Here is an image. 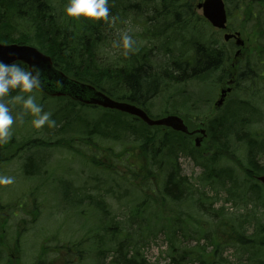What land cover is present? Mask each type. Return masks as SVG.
<instances>
[{
    "label": "rangeland",
    "instance_id": "rangeland-1",
    "mask_svg": "<svg viewBox=\"0 0 264 264\" xmlns=\"http://www.w3.org/2000/svg\"><path fill=\"white\" fill-rule=\"evenodd\" d=\"M46 1L51 5V0ZM223 1L228 14L226 31L238 32L244 41V46L239 49L241 54L235 60V64L239 65L231 66L230 70L235 68L239 78L241 73L254 71L253 65L258 62L260 69L256 70L257 76L252 78L247 74V77L241 78L240 86L234 85L225 103L213 110L212 103L218 99L219 88L230 72L228 63L203 77L200 75L180 83L164 75L165 69L173 63L171 58L174 55L184 58L192 55V44L195 42L199 45L214 43L215 49L222 54L230 51L232 60L236 50L234 42H224L223 32L212 29L193 4L192 11L185 18L187 25L184 30L181 25L184 18L180 14L178 19L171 14L165 21L158 22L161 29H168L163 42H170L158 44L153 52L152 67L146 71L153 75L148 84L151 86L150 81H156L152 84L156 95L143 109L152 117L178 114L191 126L229 113L234 102L243 101L248 106L240 110L242 121L238 122L237 129L251 130L264 138V0H238L239 9L235 0ZM155 4L159 8V2ZM54 6L57 10L62 9L59 3ZM63 11L64 8L61 13ZM139 15L131 9L118 14V21H107L110 27L104 30L108 38L101 48L100 61L106 59L122 67L121 58L127 55V49L117 46V43L123 32L131 36L142 33L141 22L148 14L143 13L138 24L131 23L133 16ZM16 23L12 39L31 31L33 25L30 18L17 20ZM144 45L145 42L139 43V46ZM34 94L43 109L51 113V118L65 104L62 100L45 98L36 91ZM12 113L15 122L8 141H12V145H22V142L25 145L13 149L8 141L0 143V160H7L0 161V174L15 177L13 184L0 185V264H7L8 258L13 264H17L16 261L19 264H111L120 258L115 251L120 242H124L122 256L134 257L138 252V256L141 255L148 264H169L172 257H178L184 251L191 252L194 247H204L205 252H210L214 246L200 236L202 232L209 239L215 236L225 238L226 235L223 230H217L215 220L197 211L200 193L210 199L204 207L214 210L223 207L230 216L241 215L245 221L242 224L244 235L253 237L257 244L247 252L238 245H222L219 252L223 259L230 264H264V243L259 240L263 234L257 231L254 220L256 218L259 224L264 223V189L245 173L246 167L249 168L246 151L234 141L233 135H229V148L234 147L230 152L234 151L239 164L220 161L218 168H229L233 175V182L227 180L221 187L201 183L202 168L187 154L194 153V143L177 138L179 144L186 148L184 153L175 151L179 156L180 173L195 195L190 199L186 195L185 200L172 202L161 197L168 169L161 170L153 163L151 151L155 144L150 142L148 154L140 149L144 143V139H140L144 138L143 135L155 136L157 140L166 138L170 143L174 138L171 134L165 136L160 129L140 131L143 135L135 133L131 130H144L145 126L136 119L114 113L107 115L100 109L77 105L70 119H88L89 131L100 130L93 127L96 122L105 119L106 123L101 126L105 133L83 134L73 125L70 126L72 128L58 130L56 124L63 120L62 113L56 116L59 122L53 119L56 126L46 124L36 129L30 123V115L20 114L19 106L13 108ZM62 126L58 125V128ZM206 144L202 148L205 156L208 155L205 154L208 149ZM5 145L8 148H3L1 153V147ZM157 159L160 161V156ZM257 161L264 165V155H260ZM26 174L30 177L23 176ZM178 218L184 222V232L178 234L177 252L173 253V242L167 237L169 230H159L162 226L172 225ZM199 228L203 230L201 233L197 231ZM255 232L258 233L254 235ZM183 234L191 237H184ZM101 248L107 253L104 258L99 254ZM182 264L199 262L187 257ZM215 264L225 263L217 260Z\"/></svg>",
    "mask_w": 264,
    "mask_h": 264
},
{
    "label": "trees",
    "instance_id": "trees-1",
    "mask_svg": "<svg viewBox=\"0 0 264 264\" xmlns=\"http://www.w3.org/2000/svg\"><path fill=\"white\" fill-rule=\"evenodd\" d=\"M156 1L159 2V8L155 7ZM195 1L197 0H184L183 3H181V0H109L110 17L114 19L93 22L84 18L72 19L65 17L63 19L64 11L61 13V10L65 8L67 0H51V5L46 0H0V42L4 44L18 43L35 45L39 51L52 59L55 68L63 73L70 81L95 87L115 100L130 103L142 102L147 100L149 96L156 94V90L152 85L156 81H150L152 83H150L151 86L148 84L153 75L146 70H148V67L151 69L154 58L153 52L157 49L158 44H161L160 38L165 37L168 30L162 32V34L161 32H155L154 30H150L149 27H146L142 33L132 36L135 44H137L134 47L135 50H127V55L121 58L123 65L119 68L117 67V62H114L113 64L115 66H113L106 59L104 61L98 59L101 54V48L108 38V35L104 34V30L106 31L110 27L107 21H117L118 14H124L131 9L141 14L137 17H142L143 13H155L157 11V13L168 14L187 13L192 11L191 6ZM58 3L60 9L62 7L61 10H57L54 6V4ZM234 3L239 9L238 0H235ZM245 13L248 19L250 15L248 14V8ZM56 14L57 16L55 17ZM25 18H30L33 23L32 27H30L31 31H26L17 39H12V32L16 31L17 28V20ZM155 18L153 16V18L145 19L146 22H151L157 20ZM183 18L186 21V17ZM150 27H154V25L151 24ZM165 28H168V26ZM141 42H145V45L139 46ZM202 52H204L202 45L195 48V54ZM206 53L214 58V62L217 65L218 59L214 56L215 52L213 50H207ZM190 58L192 57L184 58L174 55L171 58L173 63H170L169 67L165 69L164 75L169 80L177 83L195 78L197 73L193 70V64L188 63ZM210 59L212 58H207L206 71L213 67L212 62H209ZM237 65L239 63L235 66ZM253 69L254 71L249 74L241 73L234 84L237 87L240 86L241 78L247 77L248 75L255 78L257 76L256 70L260 69L258 62L253 65ZM187 71L189 73H186ZM175 72L177 73L176 75H174ZM15 93L16 90H13L11 95ZM56 100H62L65 103L59 108V112H55L51 118H55L57 119L56 122H59L56 116L60 113L64 115L63 120L56 124L57 126L55 125L58 130H62L64 127L72 128L70 127L71 125L75 126L82 133L84 130H87L90 125L88 119L85 121H82L80 118H77V121L70 119V116L75 112L76 105L82 108L84 106L76 104L66 98ZM247 106L248 103L243 101L234 102L233 108L229 112L230 114L222 113L207 121L208 139L205 142L207 143L206 147L208 149L206 152H209L208 155L205 156L202 154L205 150L195 148H193L194 153H187L202 168L201 183L207 186L221 187L225 185L227 180L233 182V175L229 168H218L221 160L239 164V161L233 153L234 151L230 152L234 147L229 148V135H233L234 141L239 143L241 145L240 147L246 151L249 168L246 167L245 173L249 177L264 173V165H260L257 161L260 155H264V138L256 135L251 130L237 129L238 122L242 121L240 118V110ZM91 109L96 108L91 107ZM104 113L109 115V112ZM116 115L120 114L117 113ZM105 121L104 119L103 122H96L93 128L99 127L100 130L95 128L93 131H89V134L91 132H98L99 134L105 133L101 127L104 125L103 123H106ZM58 125L59 127L61 125L63 126L60 129ZM131 131L143 135L144 133L140 131H149V128L144 126V130L134 129ZM169 134L174 137L170 143L166 138L157 140L155 136L146 137L143 135L144 138L137 136L140 139H144L143 146L140 149L143 152H147L150 142L152 145L155 144L156 147L151 146L153 163L161 170L166 168V166L168 167L167 178L162 188L161 197L172 202L185 200L186 195H188L186 197L187 199L193 198L195 193L189 190L187 179L181 176L179 165L176 161V152L183 151L184 153L186 148L184 145L179 144L177 140L181 135L173 131L164 133L165 136ZM11 146L21 147L22 145ZM157 156H160V161H158ZM0 161L6 162L7 160L1 159ZM215 191L217 193V190ZM247 195H249V192H247ZM198 196L199 198L197 200H199V205L196 207L197 211L215 220L217 230H223V234L226 237L219 239L215 236L209 239V236H203V230L199 228L197 231L199 233L202 232L200 236L210 241V244L214 246L212 251L205 252L204 247H194L191 249V252L184 251L180 256L172 257L169 264H182L187 257H190L192 260H197L199 264H215L217 260H221L225 264H230L227 260L223 259L219 252L222 245H238L245 252L253 247L254 244L257 245L253 237L244 235L242 224L245 221L241 218V215L230 216L225 212L223 207L217 210H214L212 207H204L205 202H208L210 199L203 193H200ZM210 205H213V203H210ZM251 211L253 213L255 212L254 210ZM254 220L257 222V231L263 234L259 240L264 243V223L259 224L256 218ZM183 223L178 218L173 221L172 225L162 226L159 230L161 232L164 230L172 231L170 235L168 231L167 237L173 242L171 244V251L173 253L177 252L176 242L178 241V234L184 232ZM230 230L231 233L229 234ZM258 232H255L254 235ZM183 236L191 237L190 235L186 236L184 234ZM123 249L124 242H120L118 248L115 249L116 253L120 255V258L113 260L111 264H148L141 255L138 256V252H135L134 257L126 258V255L122 256L120 253H122L121 251ZM99 254L101 258H104L107 253L102 249ZM16 263L19 264L18 261ZM7 264H13L11 258L7 259Z\"/></svg>",
    "mask_w": 264,
    "mask_h": 264
},
{
    "label": "clouds",
    "instance_id": "clouds-1",
    "mask_svg": "<svg viewBox=\"0 0 264 264\" xmlns=\"http://www.w3.org/2000/svg\"><path fill=\"white\" fill-rule=\"evenodd\" d=\"M108 5L109 0H67L64 15L93 22L114 19L110 17ZM134 44L132 36L123 32L117 46L132 51L135 50ZM47 83L48 78L39 66L33 64L25 68L16 61L0 59V143L7 142L11 137L15 122L12 109L16 106H19L21 115L31 116L30 123L34 128L40 129L46 124L55 126L51 113L43 109L34 94L35 89H42ZM13 90H16L15 95H11ZM14 181L15 177L0 174V185H11Z\"/></svg>",
    "mask_w": 264,
    "mask_h": 264
},
{
    "label": "water",
    "instance_id": "water-1",
    "mask_svg": "<svg viewBox=\"0 0 264 264\" xmlns=\"http://www.w3.org/2000/svg\"><path fill=\"white\" fill-rule=\"evenodd\" d=\"M198 8L202 10L204 18L208 20L214 28H225L226 15L224 10V4L221 0H205L203 3L198 5ZM232 37L233 36L231 35H225L224 39L225 41H227ZM236 44L242 46L243 41L237 39ZM0 59H4L7 62H21L26 65L27 68L30 65L34 64L43 69L48 80L54 79L56 76H58L63 81H66L61 74L53 70L50 58L43 55L33 47L16 44H0ZM69 84H72V86L75 87V90L72 92V96L75 98V100H78L84 104L94 105L103 109L114 110L128 114L141 120L148 127L169 128L173 131L188 135L200 134L201 137L195 139L196 147L200 146L201 141L206 136L205 130L203 129L189 133L187 127L183 123V120L178 116L173 115L166 116L160 119H151L143 110L134 105L125 102L114 101L102 92L96 91L95 89L90 87H85L82 85L77 86L73 83ZM230 91L231 89L228 88L221 92V96L219 101L217 102V106H220L222 104L226 94ZM257 180L264 186V175L258 177Z\"/></svg>",
    "mask_w": 264,
    "mask_h": 264
},
{
    "label": "flooded vegetation",
    "instance_id": "flooded-vegetation-1",
    "mask_svg": "<svg viewBox=\"0 0 264 264\" xmlns=\"http://www.w3.org/2000/svg\"><path fill=\"white\" fill-rule=\"evenodd\" d=\"M233 42H234V41H233ZM234 44H235V42H234ZM209 47H214V48H215V45H211V46H209ZM217 56H218V61H217L218 65L212 70V72L215 71L216 69H220V68H221V65H225L226 63H228V65H229V70H230L231 65H232V64H231V58H230V51H229L227 54H224V53L222 54V53L220 52V53H218ZM208 57H210V55H208V54L205 52V50H204V52L199 53V54L197 55V57H196V65H195V67H194V72H195V73H197V74H201V73H206V72H207V71L205 70V68H207L206 64H207V62H208V60H207ZM221 57L225 59V62L222 61ZM209 62H210V63L212 62V65L214 66L215 62H214V59H213V58L210 59ZM198 65H199V67H198ZM230 72L232 73L231 70H230ZM230 72L227 74V79H226V81L224 82V84H222V86L219 88V93L224 89L225 85L231 80L232 76H231V73H230ZM223 73L226 74L227 71H223ZM153 98H154V96H149V97L147 98V100L142 101V102H137V103L133 102V104H135L136 106H138V107H140V108L143 109V107H144V106H145V105H146L151 99H153ZM206 101H208V100H206ZM225 101H226V100H225ZM208 103L210 104V102H208ZM224 103H225V102H224ZM212 108H213V110L217 109V108H215V102L212 103ZM143 110H144V109H143ZM145 111H146V109H145ZM146 112H147V111H146ZM147 113H148V112H147ZM198 124H200V125H198V126H193L189 131L191 132V131L197 130V129H199V128H203V127H200L202 123H198ZM190 137H191V138H189V139L193 142V141L195 140V138L198 137V135H192V136H190Z\"/></svg>",
    "mask_w": 264,
    "mask_h": 264
}]
</instances>
